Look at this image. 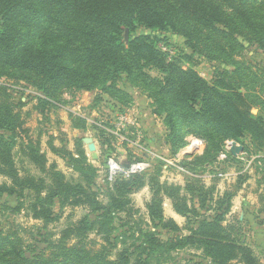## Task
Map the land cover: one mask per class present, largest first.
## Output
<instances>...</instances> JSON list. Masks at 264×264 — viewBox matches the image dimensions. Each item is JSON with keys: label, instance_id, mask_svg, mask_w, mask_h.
<instances>
[{"label": "trees", "instance_id": "obj_1", "mask_svg": "<svg viewBox=\"0 0 264 264\" xmlns=\"http://www.w3.org/2000/svg\"><path fill=\"white\" fill-rule=\"evenodd\" d=\"M262 1L0 0V79L28 80L46 94L41 101L50 104L60 90L71 87L100 89L117 99L123 91L116 83L126 75L148 86L153 114L164 115L173 145H183L191 133L205 141L209 155L228 140L242 142L250 136L256 152H261L264 119L252 114L257 102L240 90L247 74L239 67L222 70L211 82L187 66L184 55L170 56L160 48L167 38L133 33L142 26L153 32L171 31L187 39L191 56L234 61L243 48L238 35L264 49V23L256 19L264 9ZM145 68L158 75L149 76ZM20 103L0 82V175L5 178L0 181V198L16 195L18 205L12 210L45 224L60 220L68 206L85 212L62 230L61 244H56L59 254L27 255L15 232L0 230V264H169L189 247L201 250L200 259L191 254L175 264H238L240 260L263 264L233 227L223 225L234 193L215 197V186H206L198 176L176 185L160 181L157 175L146 179V172L108 182L102 200L97 168L80 145L76 154L51 145L68 157L75 175L67 176L56 164H48L39 139H25L28 132L20 118ZM86 123L83 117L72 118L74 128H86ZM259 160L264 162V157ZM262 177L264 182L263 169ZM145 186L152 193L147 214L157 230H143L134 221L137 209L131 195ZM164 198L192 223L187 234L165 216ZM158 228L171 236L161 238ZM90 233L101 235L99 248L84 242Z\"/></svg>", "mask_w": 264, "mask_h": 264}, {"label": "rangeland", "instance_id": "obj_2", "mask_svg": "<svg viewBox=\"0 0 264 264\" xmlns=\"http://www.w3.org/2000/svg\"><path fill=\"white\" fill-rule=\"evenodd\" d=\"M256 19L264 23V9L258 12ZM154 33L168 40L167 43L160 42V48L168 51L170 56L184 55L182 57L185 64L193 66L203 78L211 82L219 71L232 72L239 67L241 72L248 75L245 87L240 90L256 100L252 114L264 119V49L257 42L238 35L237 39L243 48L235 53L234 61H229L222 57L209 59L198 53L191 56L193 49L188 46L187 39L171 31L153 32L142 26L133 35ZM145 71L152 77L158 75L153 69L145 68ZM0 82L10 87L16 103L21 102L18 110L23 127L28 132L23 135L27 136L26 140L28 136L40 140V147L46 153L48 164H56L67 176L75 175L67 163L65 152L56 153L51 145L74 154L78 145L85 150L89 162L97 168L96 183L102 200L106 198L104 192L107 183L113 181L109 179L106 166L111 157L126 165L136 161H149L151 167L145 175L146 179L151 174L168 184L184 185L190 177L198 176L206 186H215V197L221 196L225 191L234 193L223 225L233 227V231L240 234L253 255L264 264V162L259 160L264 157V151L256 152L250 136L244 137L242 142L235 141L241 146V150L237 155L229 154L225 160H220L219 156L225 150L226 142L216 154L208 155L205 152V141L190 133L186 135L183 145L175 146L171 143L164 115L153 114L154 100L149 97L148 86L126 75L116 83V88L123 91L118 94L117 99L100 89L84 91L71 87L60 90L50 104L41 101L46 94L28 80L4 76ZM73 116L85 118L86 128H74ZM122 116L126 118L124 122L120 119ZM85 139H91L95 143L97 158L92 157ZM17 141L19 142V137ZM176 159L178 161L174 162ZM19 165L22 166L20 161ZM220 173L226 176L221 177ZM4 180L0 175V181ZM247 193H250L251 199L247 198ZM131 197L137 209L134 221L143 230H157L147 214L146 204L152 198L150 188L145 186L133 192ZM17 205L16 195H4L0 198V230L15 232L27 255L61 253L56 244H61L59 241L62 230L85 212L82 207L68 206L64 208L60 220L45 224L27 216L23 211H13ZM163 208L165 216L173 218L183 228L181 233L187 234L186 227L192 223H188L186 217L174 210L169 198H164ZM55 211L60 213L59 204ZM210 213L212 210L207 212ZM158 231L163 239L171 236L167 230L158 228ZM74 238L72 236L70 241L73 242ZM84 242L88 247L99 248L102 237L90 233ZM191 254H197L195 259L199 260L201 250L192 247L181 250L175 255V260L184 262ZM175 260L169 264H175ZM238 264L249 263L240 260Z\"/></svg>", "mask_w": 264, "mask_h": 264}, {"label": "built area", "instance_id": "obj_3", "mask_svg": "<svg viewBox=\"0 0 264 264\" xmlns=\"http://www.w3.org/2000/svg\"><path fill=\"white\" fill-rule=\"evenodd\" d=\"M122 122L126 120L125 117L120 118ZM239 147V145L233 141V140H228L226 141V147L225 150L220 154L219 159L220 160H225L227 159L229 154H232L231 150L233 147ZM195 146H193L194 148ZM238 154V153H237ZM236 154V155H237ZM178 160L176 159L174 162H177ZM107 171L109 174V179L114 180L117 177L124 176V177H129L130 175L136 174V173H146L149 171L151 164L147 160L143 161H136L129 163L128 166L126 164H122L118 162L115 158L111 157L107 160ZM181 170H184L183 167H179ZM219 176L225 177L226 175L223 173H220Z\"/></svg>", "mask_w": 264, "mask_h": 264}, {"label": "water", "instance_id": "obj_4", "mask_svg": "<svg viewBox=\"0 0 264 264\" xmlns=\"http://www.w3.org/2000/svg\"><path fill=\"white\" fill-rule=\"evenodd\" d=\"M125 37L126 38L128 37V30H126ZM85 142L88 143V148L92 152V157L97 158L95 143L91 139H85ZM239 150H241V146H239V147L234 146L233 149L231 150V152L233 155H236ZM128 165L129 164H127L126 166H128Z\"/></svg>", "mask_w": 264, "mask_h": 264}, {"label": "crops", "instance_id": "obj_5", "mask_svg": "<svg viewBox=\"0 0 264 264\" xmlns=\"http://www.w3.org/2000/svg\"><path fill=\"white\" fill-rule=\"evenodd\" d=\"M247 194H248L247 198L249 197V199H251V198H250V196H249V195H250V193H247ZM253 201H254V200H253ZM172 217H175V216H173V215H172Z\"/></svg>", "mask_w": 264, "mask_h": 264}]
</instances>
